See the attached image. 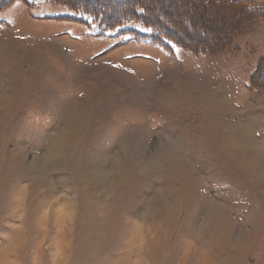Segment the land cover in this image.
<instances>
[{
	"label": "rangeland",
	"instance_id": "rangeland-1",
	"mask_svg": "<svg viewBox=\"0 0 264 264\" xmlns=\"http://www.w3.org/2000/svg\"><path fill=\"white\" fill-rule=\"evenodd\" d=\"M263 4L1 6L0 264H264Z\"/></svg>",
	"mask_w": 264,
	"mask_h": 264
},
{
	"label": "trees",
	"instance_id": "trees-1",
	"mask_svg": "<svg viewBox=\"0 0 264 264\" xmlns=\"http://www.w3.org/2000/svg\"><path fill=\"white\" fill-rule=\"evenodd\" d=\"M12 0H0V7L1 6H4V5H6L7 3H9V2H11ZM92 6V8H98V9H102V10H104L102 7H101V5H98V4H92L91 5ZM131 7H132V5H131ZM130 10V9H129ZM105 11V10H104ZM128 11V9L127 10H124V11H122V12H120V13H118V14H116V15H113V17H115V18H113V17H109L108 16V13L105 11V13H104V15L106 16L105 18H107V20L108 21H110L112 24L113 23H115V22H120V21H122L124 18V15H126L127 16V12ZM144 12V13H143ZM262 12H264V11H262ZM142 13L144 14V16H146L147 15V17H149L150 19H151V21H154V25L157 23V21H159L160 22V24H162V25H164V27L165 28H167V30H168V33L169 34H171L172 36H174L171 32H169V31H171L172 29H174V24L170 21V19H168V17H165V15H162V13H158V12H152L151 10H150V8H148V7H145V6H142ZM167 26V27H166ZM164 28V29H165ZM167 32V31H166ZM163 33H165V31L163 32ZM165 35H166V33H165ZM164 37L165 36H160V38L161 39H164ZM173 38H175V36L173 37ZM158 41V40H157ZM190 43L192 42V41H189ZM193 46L195 45V43H191ZM190 45V44H189ZM213 46V45H212Z\"/></svg>",
	"mask_w": 264,
	"mask_h": 264
},
{
	"label": "crops",
	"instance_id": "crops-1",
	"mask_svg": "<svg viewBox=\"0 0 264 264\" xmlns=\"http://www.w3.org/2000/svg\"><path fill=\"white\" fill-rule=\"evenodd\" d=\"M256 3H258V4H256V5H258V6L261 4V3H259V2H256ZM263 6H264V4H263ZM261 133H262V131H261Z\"/></svg>",
	"mask_w": 264,
	"mask_h": 264
}]
</instances>
